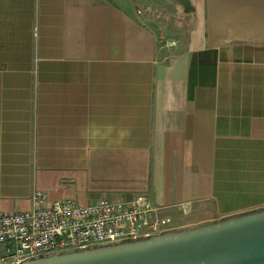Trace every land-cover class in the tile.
<instances>
[{"label": "crops", "instance_id": "obj_1", "mask_svg": "<svg viewBox=\"0 0 264 264\" xmlns=\"http://www.w3.org/2000/svg\"><path fill=\"white\" fill-rule=\"evenodd\" d=\"M191 3L0 0V213L35 191L145 196L171 228L264 206V0Z\"/></svg>", "mask_w": 264, "mask_h": 264}, {"label": "built area", "instance_id": "obj_2", "mask_svg": "<svg viewBox=\"0 0 264 264\" xmlns=\"http://www.w3.org/2000/svg\"><path fill=\"white\" fill-rule=\"evenodd\" d=\"M177 44L169 41L167 46ZM189 209V204L184 206L185 213ZM172 223L145 196L122 202L103 198L81 205L71 199L50 202L44 192L35 191L30 210L0 213V264L157 234Z\"/></svg>", "mask_w": 264, "mask_h": 264}, {"label": "water", "instance_id": "obj_3", "mask_svg": "<svg viewBox=\"0 0 264 264\" xmlns=\"http://www.w3.org/2000/svg\"><path fill=\"white\" fill-rule=\"evenodd\" d=\"M192 13L191 0H178ZM13 264H264V206L161 233L30 257Z\"/></svg>", "mask_w": 264, "mask_h": 264}, {"label": "rangeland", "instance_id": "obj_4", "mask_svg": "<svg viewBox=\"0 0 264 264\" xmlns=\"http://www.w3.org/2000/svg\"><path fill=\"white\" fill-rule=\"evenodd\" d=\"M0 250H1V248H0Z\"/></svg>", "mask_w": 264, "mask_h": 264}]
</instances>
